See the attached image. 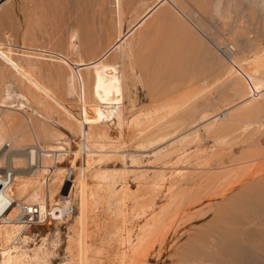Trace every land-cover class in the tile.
I'll return each instance as SVG.
<instances>
[{
  "label": "rangeland",
  "instance_id": "rangeland-1",
  "mask_svg": "<svg viewBox=\"0 0 264 264\" xmlns=\"http://www.w3.org/2000/svg\"><path fill=\"white\" fill-rule=\"evenodd\" d=\"M219 1L167 0L127 39L121 125L97 115L93 69L82 71L84 98L77 65L64 59L97 60L157 0H123L122 18L115 0H9L0 7V101L11 92L13 109L5 114L22 135L19 146L0 148V173L44 181V190L61 185L48 209L70 192L76 208L66 222L55 216L31 227L21 210L20 253L34 256L45 245L44 264H78L88 246L91 264H121L128 239L179 192L185 202L164 218L138 264H181L193 250V259L203 257L195 264H264V212L245 210L264 201L255 174L264 165V8L261 0ZM39 145L62 151L47 162L38 155L32 165L28 153ZM98 172L108 180H96ZM14 200L28 206L17 194Z\"/></svg>",
  "mask_w": 264,
  "mask_h": 264
},
{
  "label": "bare ground",
  "instance_id": "bare-ground-1",
  "mask_svg": "<svg viewBox=\"0 0 264 264\" xmlns=\"http://www.w3.org/2000/svg\"><path fill=\"white\" fill-rule=\"evenodd\" d=\"M1 1H3V3L0 5V7L9 2V0H1ZM157 1H158V3L155 4L154 7H152L149 11H147V13L140 20L138 19L139 21L137 20L138 21L137 23L135 22V24H133V26H131V28L129 27L130 29H128V32L126 31L127 32L126 34H122V33L119 34V37H118L117 41L110 48L105 50L104 53H102V55L97 60L89 62V63H81V62L80 63H71L69 60L64 59L65 63L70 64L72 67H73V64H74V66L77 65V69H78V73L77 74H79V77H77V78H78L80 84H82V90H83L84 98H85V95H86V93H85L86 92L85 91L86 90L85 89L86 85L85 84H86L87 81H85L84 76L82 75V71H83V69H88V68L93 69V72H94V76H92L93 80L91 81L92 78L90 79V82L92 84L90 82L89 83H90V85H92V89L91 90H92V93H93L92 94L93 97L95 99H97L96 100L97 102H99V110L97 111V115L105 123H108L110 120H114V119H110V116H113L114 118H116L119 125L124 123V119H125L124 115L125 114H124V109H123L122 105L120 104L121 103L120 100L122 99L120 96L123 93L122 92V90H123V80L125 78V73H124L125 71L124 70L126 68V60H128L129 56L127 55V52H126L127 50L125 51L123 49V47H124V44L127 41V39L131 35H133V33L145 23V21L154 13V11L161 4L163 5V3L167 2V0H157ZM169 2H172V1H169ZM219 2H220V4H222V0L219 1ZM261 2H262L261 3L262 7L264 8V0H261ZM115 3L117 5V7H118V11H117V12H119L118 16H119V18H122V16L124 15V12H125L123 0H115ZM254 3H256V5H259L258 0H255ZM219 6L220 5H217V9H218ZM215 8H216V6H215ZM218 10H219L218 12L221 11V6H220V8ZM119 18H118V21H119ZM117 50H119V54L112 56L113 53H115V51H117ZM112 57H113V59L119 57V59H120L119 62L117 64L116 63L115 64L109 63L110 58L112 59ZM257 60H259V58ZM256 67H259V66L256 65ZM260 67L264 68V58L260 60ZM257 72L258 71L255 72L256 75L259 73V72L258 73ZM263 72H264V70H263ZM73 76H74V74L72 75L71 79L73 78ZM88 77H91V76H88ZM75 78H73L71 80V82L69 81V83H71L69 91L70 90H74V88H75L74 82H72V81H75L74 80ZM88 81H89V79H88ZM89 83H88V85H89ZM10 93L11 92L8 91L7 96L2 101H0V148L1 147H7V146L13 147L15 145L19 146L20 145V136H22L20 134L19 130H14V129L10 128V126H9V123H10L9 116H7V114H5V110L13 109V105H12V102L10 100V99H12ZM21 104H22V106H24V103H21ZM26 119H27V117H26ZM29 124H30V121H29ZM30 128H31V126H30ZM32 134H34V133H32ZM106 136H107V133H106ZM98 139H102V138H98ZM92 145L94 146L95 144H92ZM52 148H53L52 150H47L43 146L39 145L38 147H36L35 151L33 149V151H30V153H28V155H29V160H28L29 163L32 164V165H37L38 166V164H39L38 155L42 156L44 161L46 160L45 162H47V159L49 161V158L52 157L55 154V153L52 154V152L62 151L61 150L62 147H60V146H52ZM63 154H65V153H63ZM63 154L61 153L60 155H63ZM44 161H43V163H44ZM87 163H88V161H87ZM17 165H18V163L16 162V166ZM41 168H43V167L41 166ZM17 169H18V167H17ZM36 169L37 170H35V172L33 173L35 175H37L39 173V171H40L38 169V167H36ZM19 170L20 169H18V172H19ZM44 170L45 169H43V171ZM254 170H255V168H254ZM57 171H60V175L61 176L63 175L64 171L60 167L57 168ZM256 171L257 172L255 174L259 175V179L258 180H263L264 181V165H262L260 167H257ZM9 173L11 175L10 180L8 179ZM253 173L254 172H252V174ZM35 175H33V176H35ZM109 176L110 175H108L107 172H98L96 177H95V179L98 180V181H103V180L106 181L107 177H109ZM13 181H15V182H13ZM43 182H41V181L34 182V181L24 177V176H22L20 178L18 175H16V177L14 178V173L11 172V171L7 172V173H4V174L0 173V255H1L0 256L1 257L0 264H44L47 261L48 253L45 250V248H46L45 245H42L38 249V251H36L34 253V256L29 255L27 253H20L21 252V250H20L21 248L18 245H16V241L22 236V233H23L25 225H26V224H24L25 222L23 223V222H21V221L19 222L17 220V217L19 216L21 210H24V212L26 213V217H27V216H30L29 214L35 212V209L37 208L38 209L37 211L39 213L41 221H44V220H46V218H47V216L49 214H52L54 216V218H56L55 216H57L58 219H59V217L62 216L63 213L67 209V204L64 202V200L66 201L67 197H63L64 200L61 203V205L62 204L63 205H62V207H60L61 208L60 210H59V207L58 208H54V209L52 207L51 210L48 209V205L50 204L49 203L50 200L52 199V200L57 201V197L61 196L62 188H61V185H60V188L58 189L57 186H55L53 184H50V185L48 184L49 186L46 188V186H47L46 185L45 186V190H44ZM98 186H99V184H98ZM99 188H100V186H99ZM99 188H97V190L94 193L95 197H97V193H98V189ZM172 189H171V191H172ZM15 194H17L19 197L25 198L26 201H28V203H27L28 206L25 207V205H23L22 203H17L14 200V195ZM188 201H189V199H188ZM184 202H185L184 196H180L179 192H173L170 195V197H169V205H168V207L165 208L164 210H162L160 214H158L156 216H153L141 228V232L136 236V239H132V238L128 239L129 248H128V251L124 252L121 264H138L139 257L141 256V259H142L146 255L145 252H146V250L148 249V247L150 245L149 244V240L151 239L152 234L154 235V233L160 228V225L162 224V222L164 221V218L166 216H170V215L176 213L177 207H175V206L177 204L181 205ZM197 202L198 201H196V203ZM253 203L255 205V202H253ZM263 203H264V201H261L260 202V206H257V207H254L252 204H250V205L247 204L246 206L248 208L245 209V210H248V211H251V212H254V211H257V210L264 212ZM244 208H246V207H244ZM148 209H150V208H148ZM58 211H60V213ZM250 213H248V214H250ZM240 214H242V213H240ZM260 215H261V213H260ZM86 217H87V215L85 213H83L76 220L77 223L78 224L84 223L83 221H85ZM173 219H175V218L173 217ZM26 221L29 223L28 218L26 219ZM249 222L251 223L252 219ZM256 224L251 223V226H253V225L256 226ZM225 225H223V226H225ZM244 225H245V223H244ZM238 226H239V224H238ZM229 227L230 226L228 225V227L226 229L224 228L222 230L224 234H225V230L229 231ZM249 230H250V228H249ZM232 231H233V229H232ZM253 231H252V233H253ZM236 232H238V231H236ZM214 233H215V231H214ZM230 234H232V233H230ZM263 234H264V232H263ZM244 235H245V233H244ZM250 235H252V234H250ZM226 236H228V235H226ZM79 237H80L79 238V244H80V247L82 248L83 246L87 245L86 242H85L86 233L84 232V230H80ZM238 237L240 238L239 235H238ZM238 237H234V238H238ZM156 238L154 240H156ZM245 239H247V237ZM205 240H207V239H205ZM243 240H241V241H243ZM194 241H195V239H194ZM214 241H216V240H214ZM219 241H221V240H219ZM245 242H247V241H245ZM248 242H247V244H248ZM151 243H152V241H151ZM195 243H197V241ZM154 244H155V242H154ZM228 245H231V244L228 243ZM235 245H237V244H235ZM216 246H218V243H217ZM233 246L234 245L232 244V247ZM86 247L87 248H85L83 251H81V249H80V262L78 264H91L89 256H84V254H83V253L91 251L90 247H88V246H86ZM209 247L211 248V246H209ZM209 247L207 246L206 248L208 249ZM232 247H231V250H232ZM196 250L197 249H195V251ZM190 251H192V250H190ZM193 251H192V253H193ZM233 251H234L233 254L236 255V253H235L236 250H233ZM228 252H229V249H228ZM192 253L188 254V256L184 255L185 257L184 258L182 257L183 259L180 260V261H182L181 264H195V262H202L203 261V257L200 256L198 253H197L198 255L196 254L197 255V257H195L196 259L195 258L193 259L192 256H191V255H193ZM237 253H238V251H237ZM188 257H191V259H189ZM238 258H239V256H238ZM230 260H231V258H230ZM247 260H248V258H247Z\"/></svg>",
  "mask_w": 264,
  "mask_h": 264
},
{
  "label": "built area",
  "instance_id": "built-area-1",
  "mask_svg": "<svg viewBox=\"0 0 264 264\" xmlns=\"http://www.w3.org/2000/svg\"><path fill=\"white\" fill-rule=\"evenodd\" d=\"M1 1V0H0ZM74 172V170H73ZM75 173V172H74ZM72 175H68L67 177V182H72V186L70 188V191L73 189V180H74V176L71 177ZM11 178V175L9 173V176H8V179L10 180ZM67 199L66 201L64 200V202L67 204V209L66 211L63 213L62 216L59 217V220L60 221H63V222H66L68 221L71 217H73V215L75 214V211H76V208H75V200H74V197L71 195V192L66 196ZM63 205V204H62ZM62 205L59 206V210L61 209L60 207H62ZM38 209L36 208L35 209V212L29 214L30 216H27L26 219L28 218L29 220V226H33V225H38V224H42L44 223L45 221H47L48 219H54V220H58V219H55L54 216L52 214H49L46 218V220L44 221H41L40 219V216H39V213L37 211ZM60 213V211H58Z\"/></svg>",
  "mask_w": 264,
  "mask_h": 264
}]
</instances>
